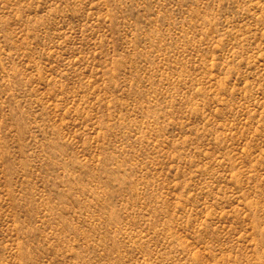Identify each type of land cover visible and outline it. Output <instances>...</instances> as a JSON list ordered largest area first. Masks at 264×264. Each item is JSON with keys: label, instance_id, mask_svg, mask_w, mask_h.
I'll return each instance as SVG.
<instances>
[{"label": "rangeland", "instance_id": "obj_1", "mask_svg": "<svg viewBox=\"0 0 264 264\" xmlns=\"http://www.w3.org/2000/svg\"><path fill=\"white\" fill-rule=\"evenodd\" d=\"M0 264H264V0H0Z\"/></svg>", "mask_w": 264, "mask_h": 264}]
</instances>
